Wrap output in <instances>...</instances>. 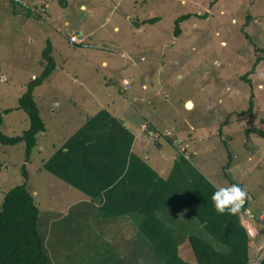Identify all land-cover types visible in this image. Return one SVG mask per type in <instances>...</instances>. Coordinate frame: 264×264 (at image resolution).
I'll return each mask as SVG.
<instances>
[{
  "label": "rangeland",
  "instance_id": "1",
  "mask_svg": "<svg viewBox=\"0 0 264 264\" xmlns=\"http://www.w3.org/2000/svg\"><path fill=\"white\" fill-rule=\"evenodd\" d=\"M45 1L50 5L49 22L27 20L21 12L12 13L8 0H0V112L13 109L2 115L3 134L19 135L28 127L24 112L15 108L26 83L42 71L46 41H53L59 64L66 57L69 61L34 91L46 125L47 146L42 153L33 151L26 165L27 186L41 212L64 214L81 196L41 169V162L61 139L78 127L73 123L78 104L69 100L79 96L95 98L98 103H88L90 107L96 109L101 103L124 123L137 126L136 131L151 123L177 135L180 141L175 145L188 147L193 165L216 188L241 185L247 190L248 211L261 210L264 219V140L246 133L264 117V0ZM81 4L86 9L81 10ZM186 14L190 17L180 23L179 36L174 35L175 19ZM153 18L157 20L148 23ZM72 34L80 40L86 35L83 45L106 49L105 54L94 53L104 56L99 59H105L107 66L98 59L96 65L89 63L94 53L78 49L75 53L65 40ZM63 43L70 50H62ZM122 78L130 79V85ZM142 83L147 90H142ZM250 99L251 113L247 112ZM146 136L155 147L156 137L150 132ZM160 141L168 154L174 152L166 140ZM23 162L22 144L0 147L3 192L23 182ZM182 250L195 264L188 244Z\"/></svg>",
  "mask_w": 264,
  "mask_h": 264
},
{
  "label": "trees",
  "instance_id": "2",
  "mask_svg": "<svg viewBox=\"0 0 264 264\" xmlns=\"http://www.w3.org/2000/svg\"><path fill=\"white\" fill-rule=\"evenodd\" d=\"M10 2L16 6L12 0ZM189 17L186 14L175 19L174 35L179 36L180 23ZM156 20L153 18L148 23ZM41 58V73L26 83L15 108L24 112L28 127L14 136H7L0 130V147L22 144L24 151V162L20 167L23 182L6 192L0 187V194H3L0 202V264H108L109 258L103 257L109 249L94 244L97 236L88 237L85 243V225L92 221L89 215L79 216L74 207L65 215L53 216V210L41 212L27 186L26 165L37 149L38 136L46 131L34 91L56 68L50 40L46 41ZM259 61L256 60L251 71ZM252 106L250 99L247 112L251 113ZM12 110L0 112V127L2 115ZM258 123L246 133H255L264 140V117ZM145 130L142 129L156 137L155 145H159L162 138L176 153L166 178L160 177L132 151L135 131L120 116H114L106 109L90 116L41 162V169L88 198L82 204L97 211L94 217L98 220L93 222L95 229H102L96 224L100 219L137 218L138 233L147 239L149 253H153L156 260L148 264H193L183 256L186 251L180 246L185 232L181 228L175 230L172 225L175 221L171 217L177 215L191 217L202 227L203 234H189L186 238L195 264H249L252 239L240 222L242 211L236 215L217 213L211 201L215 188L193 165L188 147L176 146L174 142L180 141L177 135L151 123ZM247 205L245 202L241 209L247 210ZM253 215L257 218V214ZM82 218L90 219L82 222ZM97 251L102 254V259L92 258L91 253ZM258 264H264V255Z\"/></svg>",
  "mask_w": 264,
  "mask_h": 264
},
{
  "label": "crops",
  "instance_id": "3",
  "mask_svg": "<svg viewBox=\"0 0 264 264\" xmlns=\"http://www.w3.org/2000/svg\"><path fill=\"white\" fill-rule=\"evenodd\" d=\"M10 2V0H8ZM29 4L31 6L34 7H40L42 9V13L39 14L37 17L32 15L30 11L20 7V6H15L10 2V5L12 6V13L14 14H21L23 15V18H26L27 20L29 19H33L35 21H44V22H49L52 20V17L49 15V8L50 5L48 3H46L45 0H32V2L30 0H28ZM65 4H67V2H65ZM84 5V4H81ZM81 5H80V9H81ZM18 9H21L22 11H19ZM62 10H64V8H61ZM86 9V8H85ZM21 12V13H20ZM28 13L30 14V16L28 15ZM92 15V14H90ZM54 18H57V16H55ZM65 26H68V21L64 22ZM143 23L141 24V26H139L140 28L138 30H142L143 27ZM115 29H117L115 27ZM82 34V32L80 33ZM66 36V35H65ZM64 36V37H65ZM73 36L70 35V37ZM81 36V35H80ZM89 36V34H87V37ZM63 37V39H64ZM86 38V35L84 37L81 38L79 44H72V47L75 49V53H76V49L81 50V51H88L91 53L94 52H100V53H106V49L101 48V47H93V45H91V48H88L86 46H90V45H83L84 39ZM66 43L69 44L68 42V37L65 38ZM51 42V41H50ZM88 44V43H87ZM70 45V44H69ZM51 46H52V56L55 60L56 63V68L55 70H58V68H60L61 71H63L65 69L66 63L68 64V57L64 58L63 61L57 62L56 58H55V45L53 43V41L51 42ZM63 48L64 51H68L70 50V48H68L64 43H63ZM97 46H102V45H97ZM93 47V48H92ZM99 48V49H97ZM92 57L90 58L91 61H89V63L91 62L92 64H95V62H97L100 60V64L103 67L107 66V62L105 61V59H99V58H103L104 56H99V54L94 53L91 54ZM42 65V64H41ZM60 65V67H59ZM96 65V64H95ZM94 65V66H95ZM54 70V71H55ZM53 71V72H54ZM90 77L87 78V80H89ZM122 83L124 84H129L131 83V80L128 78H122ZM142 90H147V85L145 83H142L141 85ZM36 99V98H35ZM83 99L82 97L79 96H75V98L69 100V103L71 105H76L77 106V111L76 114L78 113V116L76 117L75 121H73V123H78V127L75 129H72V133L66 138L68 139L73 133H75L78 129H80L85 122L87 121V119L91 116L94 115L96 112H98L101 109H106L104 108L101 103L96 106L95 109V105L94 106H89L88 103H98V101L93 98L91 101L90 100H81ZM134 99H139L140 101L142 100V97H134ZM191 101V100H189ZM187 102V101H186ZM36 103L38 105L39 111L41 112L40 109V105L36 100ZM109 103H106V106L108 107ZM75 107V106H74ZM94 107V109H93ZM128 109V108H125ZM87 112H90L91 115H87ZM41 115V114H40ZM114 115V114H113ZM116 116V115H114ZM129 117H126V120ZM126 124L128 126H130L136 133L135 136V141L133 143L132 146V151L139 155L141 158H143L151 167L153 170H155V172L162 178H166L167 175L170 172V169L173 165V161L176 157V153L172 152V154L169 152H166L165 150H163V144H159V145H155V147L151 146V143L149 144L148 141L149 138L146 136V133H144V131H142V125L140 126L141 129L140 131H136L137 130V126H134L133 123H130L129 121H126ZM65 128V127H63ZM46 131L41 133V138L40 140L38 139V146L37 149H35L36 151L38 150L39 152H44V148L45 146V141L47 140V136L45 135ZM45 137V138H43ZM43 139V140H42ZM66 139H61L60 144L58 145V148L64 143V141ZM168 146L171 147V145L169 143H167ZM152 147V148H150ZM47 148V147H46ZM153 149V150H152ZM155 149H157V153H155ZM34 150V151H35ZM56 150V149H55ZM53 151V149H52ZM161 152V154H160ZM52 155V152L50 153V156ZM171 155V156H170ZM49 158V157H48ZM47 158V159H48ZM70 189H72L70 187ZM75 190V189H74ZM77 191V190H76ZM79 192V191H78ZM81 193V192H79ZM74 195V194H73ZM80 199L76 200L73 202V204L67 206V210L64 212V215L68 213L69 209H71V207H74L76 211V214L78 213L79 216H84L85 214L89 215L92 219V221L85 225L87 230H85L86 235L85 237V243L88 242L87 239L88 237H91L95 235V237L97 236L96 241L94 242V244L96 246L99 247H106L109 249V251L107 252V254H105V256L103 257L102 254H99V251H97V253H92V258L94 257V259H105V257L109 258V260L107 261L108 264H148L151 262H155V258H154V254L153 253H149V242L147 241V239L141 235H139L140 233H138V229H137V225H138V220L137 218L132 219L131 216H126V217H122V218H118L114 221H103L102 219L99 220L100 223H96L98 226H100V230L95 229V224L93 223L94 220L97 221L98 218L94 217V215L97 213V211L93 208H90L89 206H85L84 202L88 201V198L81 193V196H79ZM76 205V206H75ZM80 205V206H79ZM89 205V204H87ZM79 206V207H78ZM248 210H250L248 208ZM251 212L253 214H257V218H260V215L263 214V212L261 210L257 211H253L251 210ZM171 220L175 221L172 225L174 226L175 230H179L180 228L185 232L184 236L185 238L183 239L182 243L180 246H182L181 248H183V245L187 244V240L186 238L188 237L189 234H201L203 232L202 227L195 221L193 220L191 217L188 216H182V215H177V217L173 218L171 217ZM240 222L241 224L246 228L247 232L249 233V236L251 237V254H250V263L249 264H258L259 260L262 258V256L264 255V222L262 221H249L246 220L242 214V212H240ZM90 225V226H88ZM83 237V238H84ZM151 252V251H150Z\"/></svg>",
  "mask_w": 264,
  "mask_h": 264
},
{
  "label": "clouds",
  "instance_id": "4",
  "mask_svg": "<svg viewBox=\"0 0 264 264\" xmlns=\"http://www.w3.org/2000/svg\"><path fill=\"white\" fill-rule=\"evenodd\" d=\"M85 8V5H81V10ZM186 107L191 108L192 102L187 101ZM213 187L215 191L211 195V201L214 210L219 214L228 213L229 215H236L247 199V190L239 184H231L218 188L213 185Z\"/></svg>",
  "mask_w": 264,
  "mask_h": 264
},
{
  "label": "built area",
  "instance_id": "5",
  "mask_svg": "<svg viewBox=\"0 0 264 264\" xmlns=\"http://www.w3.org/2000/svg\"><path fill=\"white\" fill-rule=\"evenodd\" d=\"M17 6H20L28 11L31 12L32 15L34 16H38L39 14L42 13V9L40 7H34V6H31L28 2V0H12ZM68 42L69 44H79L80 42V39L77 38L75 35L69 37L68 39ZM240 211H242V214L243 216L249 220V221H262L264 222V219L263 218H256L254 217V215L251 213V211L249 212L248 209L247 210H242L240 209Z\"/></svg>",
  "mask_w": 264,
  "mask_h": 264
},
{
  "label": "water",
  "instance_id": "6",
  "mask_svg": "<svg viewBox=\"0 0 264 264\" xmlns=\"http://www.w3.org/2000/svg\"><path fill=\"white\" fill-rule=\"evenodd\" d=\"M86 47L91 48V46H86ZM92 48H93V47H92ZM97 49H99V48H97Z\"/></svg>",
  "mask_w": 264,
  "mask_h": 264
},
{
  "label": "bare ground",
  "instance_id": "7",
  "mask_svg": "<svg viewBox=\"0 0 264 264\" xmlns=\"http://www.w3.org/2000/svg\"><path fill=\"white\" fill-rule=\"evenodd\" d=\"M189 108V107H188ZM192 108V107H191ZM190 109V108H189Z\"/></svg>",
  "mask_w": 264,
  "mask_h": 264
}]
</instances>
